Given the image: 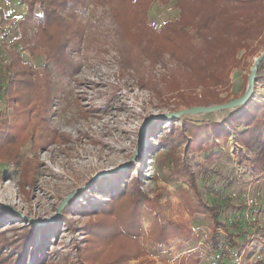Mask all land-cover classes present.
<instances>
[{
  "label": "rangeland",
  "instance_id": "1",
  "mask_svg": "<svg viewBox=\"0 0 264 264\" xmlns=\"http://www.w3.org/2000/svg\"><path fill=\"white\" fill-rule=\"evenodd\" d=\"M83 1L73 15L64 16L71 29H82L80 50L71 55L77 67L58 79L66 93L53 104L45 125L36 132L29 128L27 139L17 148L18 164L0 156V240L9 243L22 237L35 225L28 219L50 220L71 193L102 173L129 164L84 189L66 217L33 233L36 243L30 247L26 262L34 264L43 259L47 264H83L79 252L86 247L87 228L96 210L103 199H112L134 178L151 198L152 209L161 220L181 223L187 231L185 236L160 245L149 235L153 221L145 218L142 241L146 254L130 264H191L197 254L202 258L200 264H251L264 257V176L248 172L246 162L251 157L240 153L243 149L236 139L251 118L264 115V66L257 74L259 80L248 104L209 114L184 115L172 119V123L162 119L148 124L161 114L187 109L188 98H212L217 105L241 97L255 60L264 52V25L259 24L255 36L241 40L245 44L237 50L232 65L205 72L208 76L211 71L223 69L220 83H201L190 79L189 70L169 54L163 56L165 63L150 61L146 41H135L134 30L128 29L129 21L119 18L117 7L121 5ZM168 2L154 0L147 11L148 23L157 31L167 22L180 19L176 0ZM41 10L37 4L35 13L42 15ZM27 11L23 0H0V131L13 129L21 114L17 102L4 97L7 80L13 75L8 70L11 51H19L40 72L48 62L36 28L29 30L24 42L21 40L20 20ZM188 30L194 34V42L200 43L194 30ZM232 37L237 38L235 33ZM49 65L55 68L53 63ZM236 118L240 121H233ZM229 121L240 125L234 129ZM213 123L231 128L232 136L218 142L209 153L191 151L187 147L191 128ZM57 134L63 136V141L57 140ZM166 136L168 141L162 143ZM139 146L143 153L131 163ZM0 148L10 153L15 147L0 139ZM28 163L33 173L25 172ZM186 163L196 174L203 199L221 208V218L229 223V232L240 243L239 248L212 250L213 222L208 215L187 209L185 197L196 196L187 181L174 173ZM33 177L34 188L28 184ZM218 232L220 238L225 234L222 229Z\"/></svg>",
  "mask_w": 264,
  "mask_h": 264
},
{
  "label": "trees",
  "instance_id": "2",
  "mask_svg": "<svg viewBox=\"0 0 264 264\" xmlns=\"http://www.w3.org/2000/svg\"><path fill=\"white\" fill-rule=\"evenodd\" d=\"M27 4V14L20 20L21 40L24 42L30 29L36 28L39 42L45 47V55L49 63H53L52 69L47 62L43 72L34 68L24 60L17 50L11 51V62L8 70L12 76L7 80L4 88V97L11 102H17L21 108L19 122L7 132L0 131V137L5 145L12 147L10 153L0 148V156L9 162H20L18 147L27 139V131L45 125L49 120V113L53 104L61 100L66 90L60 88L58 79L68 75L76 69V62L71 60V55L80 50L81 26L71 29L65 20V13L73 15L77 8L83 5V0H23ZM154 0H104L108 5H121L117 7L118 16L129 21L131 32L134 30L135 41H146L149 60L156 63L163 62L164 54H169L177 64L189 71L187 76L205 83H220L223 69L232 65L237 50L243 48V38L255 36L264 25V0H176L181 9V16L177 22H167L164 29L157 31L148 23L147 11ZM163 2L170 3L168 0ZM39 4L42 15L35 13V7ZM65 16V17H64ZM260 16V17H259ZM263 16V18L261 17ZM33 21V24L31 23ZM194 30L200 43L194 42V34L188 28ZM237 38H233L232 34ZM201 37V38H200ZM200 45V46H198ZM35 52L34 48H31ZM264 66V61L258 69V73ZM223 68L208 76L205 72L212 68ZM55 70V71H54ZM257 73V74H258ZM259 78H256V82ZM186 107L211 106L216 103L212 98H188ZM16 106V107H17ZM240 121L236 118L233 121ZM172 120L170 123L174 122ZM229 121V126L237 129L239 122ZM173 134H169L172 136ZM57 140L63 141V136L57 134ZM186 136V135H185ZM191 138L187 136V147L194 152L209 153L218 142L228 140L231 128L219 123L191 128ZM237 143L242 147L240 153L249 154L246 162L249 173L264 176V115L259 114L247 122L245 129L236 134ZM167 136L162 138V143L167 142ZM16 150V151H15ZM143 151L140 152L138 159ZM239 153V154H240ZM178 168L179 165L177 164ZM25 172H32L31 163L25 166ZM176 178L185 179L191 186L196 199L185 197L184 203L187 209L196 214L208 215L212 222L215 234L212 237V250L218 251L224 248L240 247V243L229 232V223L221 218V208L208 204L200 194L197 177L190 163L182 165L181 169L174 171ZM36 179L33 177L28 184L34 188ZM141 183L137 178L121 187V192L115 194L110 200H102L103 204L96 210L95 219L87 228L86 247L79 252L83 264H130L131 260L146 254V248L142 241L145 218H151L149 235L157 244L164 245L175 238L185 236L187 228L178 222L164 223L157 211L152 209V201L148 194L141 189ZM24 191V187L22 186ZM28 194V193H27ZM82 193L73 197L65 206L61 216L66 217L71 204ZM30 195V191H29ZM57 224V223H56ZM42 228L33 225L27 228L22 237L13 242L0 240V264H28L27 258L32 246L35 245V234ZM26 230V227H24ZM224 231V236L218 232ZM3 233H0V235ZM31 247V248H30ZM85 261V262H84ZM202 258L193 255L191 264H200ZM34 264H47L43 259ZM251 264H264V257Z\"/></svg>",
  "mask_w": 264,
  "mask_h": 264
},
{
  "label": "water",
  "instance_id": "3",
  "mask_svg": "<svg viewBox=\"0 0 264 264\" xmlns=\"http://www.w3.org/2000/svg\"><path fill=\"white\" fill-rule=\"evenodd\" d=\"M264 61V52L260 54V56L257 57V59L254 62V65L252 67V70L250 72L249 78H248V86L247 89L245 91V93L239 97V98H235L232 99L226 103L223 104H217V105H211V106H194L191 108H187V109H182L179 110L177 112H169L166 114H161L159 116H156L154 118H152V120H150L148 122V124L158 121V120H172V119H179L184 115H199V114H209V113H213L216 111H220V110H232L235 109L237 107H241L244 106L246 104H248L250 102V100L252 99L254 92H255V88H256V78H257V73H258V69L260 67V65L262 64V62ZM147 124V125H148ZM141 146L138 147V149L136 150L134 157L131 160V163L138 157L139 152H140ZM129 165V164H128ZM127 166H123L117 169H113L110 170L108 172L102 173L98 176H96L95 178H93L91 180V182H89L86 186H84L83 188H80L76 191H74L73 193H71L59 206V209L57 211V214L52 217L50 220H45L42 222H38L32 219H28V221H30L31 223L35 224V225H39V226H45L51 222H54L56 220L59 219L62 211L64 210L65 206L67 205V203L73 198L75 197L77 194L81 193L84 189L88 188L92 183H94L95 181L105 178V177H109L111 175H114L116 173H119L121 171H123L125 168L128 167ZM9 209H11L10 207H8ZM12 210V209H11ZM13 211V210H12ZM15 212V211H14ZM18 216L25 218L23 215H21L20 213L15 212Z\"/></svg>",
  "mask_w": 264,
  "mask_h": 264
}]
</instances>
